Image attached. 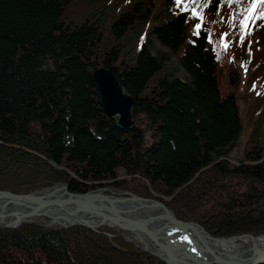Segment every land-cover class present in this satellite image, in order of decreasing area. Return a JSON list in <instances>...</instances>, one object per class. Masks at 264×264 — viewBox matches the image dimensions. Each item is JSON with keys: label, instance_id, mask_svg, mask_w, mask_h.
Listing matches in <instances>:
<instances>
[{"label": "trees", "instance_id": "obj_1", "mask_svg": "<svg viewBox=\"0 0 264 264\" xmlns=\"http://www.w3.org/2000/svg\"><path fill=\"white\" fill-rule=\"evenodd\" d=\"M154 2L85 0L75 8L77 0H0V189L113 186L162 200L213 236L264 234V165L248 162L263 157L264 111L240 164L218 162L243 121L236 95L221 94L215 49L216 39L225 41L248 72L252 47L231 41L245 42L255 28L263 39L264 19L244 35L236 24L245 22L244 0H167L159 13ZM217 12L226 23L216 29L209 22ZM151 20L157 24L147 30ZM172 56L184 76L168 69ZM103 66L133 96L134 129L119 128L99 103L93 72ZM259 68L250 77L260 95L256 108L264 103ZM121 172L127 177L117 180ZM102 229L117 232L40 223L2 228L0 264H167Z\"/></svg>", "mask_w": 264, "mask_h": 264}, {"label": "water", "instance_id": "obj_2", "mask_svg": "<svg viewBox=\"0 0 264 264\" xmlns=\"http://www.w3.org/2000/svg\"><path fill=\"white\" fill-rule=\"evenodd\" d=\"M93 78L99 92V103L109 118L115 120V124L121 129L131 130L135 128V117L132 112L133 96L119 81L114 69L110 66L97 67L93 72ZM59 189L61 195L51 197L41 195L40 191L45 189ZM137 201L141 204L134 207L124 203ZM155 206L159 208L158 213L143 212V207ZM0 229H16L25 223H37L34 218L47 216V227L68 228L74 225H84L94 230L99 227L110 226L121 230H140L164 255H159L148 249L145 251L163 260L167 264H263L264 249H259L256 256L243 260L216 251L206 243L198 244L202 233L214 239H233L241 236L258 237L252 234H242L232 237H217L206 231L200 224L193 221L179 219L167 204L159 199L141 197L131 191L117 192L109 187H99L85 192L70 190V184L55 183L27 193H16L11 190L0 189ZM161 224L163 228H175L183 232L197 249L211 254L209 259L195 258L187 255L181 260H173L169 254L167 244L159 237L147 230L146 225ZM192 231V232H191ZM195 234V235H194Z\"/></svg>", "mask_w": 264, "mask_h": 264}, {"label": "rangeland", "instance_id": "obj_3", "mask_svg": "<svg viewBox=\"0 0 264 264\" xmlns=\"http://www.w3.org/2000/svg\"><path fill=\"white\" fill-rule=\"evenodd\" d=\"M84 1L85 0H77L75 8L82 5ZM244 2L246 5H250V0H244ZM154 4H155V7L153 10L155 13L163 12L167 7V0H155ZM262 9H264V5L258 4L257 7L253 10V12L254 14H259V11ZM192 10L193 12H197L196 7H193ZM216 15L218 19L213 20L212 22H209L210 27H215L216 29L221 26L225 27L226 22L222 21L221 13L217 12ZM253 20L254 19L249 20L248 14H246L245 22H236L239 28V32L241 31L242 34L245 35L247 33V29L252 26ZM154 24H157L156 21L151 20V23L149 22V26L147 27V30L151 28V26ZM245 24H247L248 28L244 27ZM231 28L235 30L237 29V27H234V26H231ZM255 31H256V28L254 29L253 33L249 31L248 33L249 35H247V39L245 42H238V40L231 41L232 45H238V46L249 45L252 47L253 49L252 51L254 52V55H255V60L253 63H250L249 65L250 70L248 72H246L247 65H242L241 62L235 57V55L232 53L231 46L230 48H228V46L225 47V41L221 42V41H217V39L215 41V49L219 56V85H220L221 94L225 95L229 93H234L236 95L239 110H240L242 121H243V127H242L241 134L237 142L234 144L232 151L229 153L228 156H220L217 158L218 162L222 161L224 163H227L230 169L233 168V165L238 166L240 164V161L243 158V155L246 153L247 150L251 148L250 146L252 142L250 141V138H251V133H252L255 121L260 118L261 113H263L264 111V103H262V105L257 108L255 107V104L258 103V101L260 100L259 99L260 95L256 93L257 90H255L254 87L250 86L251 85L250 77H253V74L256 72L259 66L260 68L262 67V70H258L257 72L258 76L260 74L261 75L264 74V38L261 39L263 37V31L262 30L258 31V35H259L258 37L256 36ZM129 37H134V36L131 33ZM132 43H127V44L130 45ZM105 45L108 46L107 43H105ZM157 46L161 48L162 50L167 51V49H164L163 46L158 43H157ZM167 67L169 70L175 69L177 72H179L180 76L185 75L184 70L178 64L177 56L171 57V60L168 61L167 63ZM261 77L262 76H260L259 78L261 79ZM236 81L238 82V85L235 84ZM262 86L264 85L260 84L259 88H261ZM253 107L255 108H254L253 113L251 114ZM260 143L262 146L261 148H262L263 157L261 160L248 161L249 164L252 165V168H257V167L264 165V131L260 135ZM57 167L61 170L64 169L63 167H59V166ZM65 170L71 174V171L69 169H65ZM125 177H127L125 173L121 172V174L117 177V180L121 178H125ZM102 187H109L110 189L117 191V192L128 191V190H120L113 186L103 185ZM97 188L99 187L92 188V189H97ZM164 199H169V197H164ZM35 220L37 223L46 224L49 218L47 216H43ZM116 230H117L116 234L122 235L123 237H125V239L132 242L136 247L143 250L141 242L136 238V236L132 232L127 231V230L117 229V228ZM102 231H106V230L102 229ZM105 233L108 234L109 238L111 239L117 236L114 233H110V231L108 232L106 231Z\"/></svg>", "mask_w": 264, "mask_h": 264}, {"label": "bare ground", "instance_id": "obj_4", "mask_svg": "<svg viewBox=\"0 0 264 264\" xmlns=\"http://www.w3.org/2000/svg\"><path fill=\"white\" fill-rule=\"evenodd\" d=\"M61 192L62 191L59 189L56 190L50 188L42 190L38 193H40L41 195H49L51 197H54L56 195H61ZM124 204L136 207L141 203L137 201H130ZM0 209L4 210L5 207L4 209L0 207ZM141 211L149 213H158L160 210L155 206H148L143 207ZM8 219L9 218H5L4 220H0V222L7 221ZM146 228L147 230L155 234L157 237H159L163 243L167 244V249L173 260H181L187 255H193L195 256V258L199 259L211 258L210 253L201 249H197L194 246L193 242L183 232L175 228H163L161 227L160 223L154 225H146ZM130 232H132L136 236V238L141 242L143 248L148 249L159 255H164V252L159 247H157L156 244L151 239H149L142 231L131 230ZM195 238L197 239L198 244L204 242L216 251L228 255H233L234 257L243 260L251 259L253 256H256V252L259 249H264V235L255 238L241 236L227 240L210 238L205 233H202L199 238L197 236Z\"/></svg>", "mask_w": 264, "mask_h": 264}, {"label": "snow or ice", "instance_id": "obj_5", "mask_svg": "<svg viewBox=\"0 0 264 264\" xmlns=\"http://www.w3.org/2000/svg\"><path fill=\"white\" fill-rule=\"evenodd\" d=\"M175 3L181 4L182 0H174ZM264 5V0H250L249 8L246 9V12L248 14V19H264V9L260 11L259 14H254L253 10L257 7V5ZM195 15V13H194ZM245 28H247V24L244 25ZM227 47V45H225Z\"/></svg>", "mask_w": 264, "mask_h": 264}]
</instances>
